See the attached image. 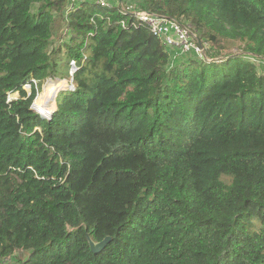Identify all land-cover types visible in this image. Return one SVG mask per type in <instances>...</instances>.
<instances>
[{
	"label": "trees",
	"instance_id": "trees-1",
	"mask_svg": "<svg viewBox=\"0 0 264 264\" xmlns=\"http://www.w3.org/2000/svg\"><path fill=\"white\" fill-rule=\"evenodd\" d=\"M66 3L0 0V264H264V74L247 57L264 61V0H144L243 46L179 61L128 9L80 0L66 19ZM53 77L74 87L44 117Z\"/></svg>",
	"mask_w": 264,
	"mask_h": 264
},
{
	"label": "rangeland",
	"instance_id": "rangeland-1",
	"mask_svg": "<svg viewBox=\"0 0 264 264\" xmlns=\"http://www.w3.org/2000/svg\"><path fill=\"white\" fill-rule=\"evenodd\" d=\"M80 0H67V3H66V13H65V18L68 19V11H69V8H72L73 6L75 5H78L77 3L79 2ZM87 1H96V0H87ZM105 2L108 4V5H113V6H119V7H122V8H125V9H128L129 11L131 12H137L139 10H146L143 8V3H144V0H105ZM103 5V4H101ZM189 25V24H187ZM190 26V25H189ZM62 32V35H55L52 37V41L53 43L56 45H59L61 46L62 49H64V42L68 40L67 38V35H68V29L64 28L62 31H60V33ZM194 34H195V39H192V43L194 45H202L203 47V53L200 55V54H197L194 50H188V51H184L182 52L180 49L178 48H169V52L170 54L172 55V61H179V60H186L187 58H194V57H198V58H206V57H209V58H221L223 56H227V55H230V54H238L240 52H243L241 50L240 47H243L242 44L240 43H236V44H233L232 42H228V41H222L220 42L219 45H212L211 43H208L205 40L204 37L201 36V32L200 31H193ZM223 46V47H222ZM247 57H250L251 60L255 61L256 64H257V69L260 73H263L264 74V61L255 57V56H248ZM60 62H63V59H60ZM71 66H70V71L72 70H75L74 69V66L72 64V62H70ZM33 84H35V80L33 79L32 80ZM63 82V83H62ZM58 83V85H56ZM60 83H62V85H60ZM66 83V84H65ZM50 86L51 85H54V86H57V88L61 89V88H72V86H74V84L72 83L71 80H68V79H58L56 77H53V78H47L45 80V82H43L40 86V88L38 89L37 91V94H36V97L33 101V105H35L36 107H39V106H43V108H46L49 109V110H52V108L55 106V101H54V95L56 93V90H54L51 94V96H49L48 98H45L43 97L42 98V104L39 105L36 103V101H38V99L41 97V94L43 91H45L46 87L47 86ZM49 86V87H50ZM61 86V87H60ZM27 91L30 90V87L29 85H25L24 87ZM46 94V93H45ZM17 96V94H10L9 95V98H15ZM51 103V104H50ZM50 104V105H49ZM41 109V108H40ZM27 252L25 251H22V250H17L15 251L14 255L6 258L1 264H20L18 258H21V259H24L26 258L27 256Z\"/></svg>",
	"mask_w": 264,
	"mask_h": 264
},
{
	"label": "built area",
	"instance_id": "built-area-1",
	"mask_svg": "<svg viewBox=\"0 0 264 264\" xmlns=\"http://www.w3.org/2000/svg\"><path fill=\"white\" fill-rule=\"evenodd\" d=\"M96 1L99 2L100 4L108 5L105 2V0H96ZM133 13L137 20H140L147 25L151 34L156 36L166 49L178 48L182 52L192 49L197 54L201 55L203 53L204 49L202 45H194L191 42L192 39H195V34L191 29V26L187 24H183L178 20H176L175 18L167 17L161 14H156L153 12H149L147 10H139L136 13L135 12ZM71 62L75 69L74 61ZM34 85L36 86V81ZM73 87L74 86H72V88ZM58 90L56 91V93L58 92ZM56 93L54 95V101L56 98ZM32 108L44 117H49L52 112V110L43 108V106L36 107L35 105H33V103H32Z\"/></svg>",
	"mask_w": 264,
	"mask_h": 264
},
{
	"label": "water",
	"instance_id": "water-1",
	"mask_svg": "<svg viewBox=\"0 0 264 264\" xmlns=\"http://www.w3.org/2000/svg\"><path fill=\"white\" fill-rule=\"evenodd\" d=\"M110 240L111 238L109 236L104 237L101 241L96 242V243L89 239V245H90L91 250L96 252V251L101 250Z\"/></svg>",
	"mask_w": 264,
	"mask_h": 264
},
{
	"label": "bare ground",
	"instance_id": "bare-ground-1",
	"mask_svg": "<svg viewBox=\"0 0 264 264\" xmlns=\"http://www.w3.org/2000/svg\"><path fill=\"white\" fill-rule=\"evenodd\" d=\"M63 83V82H62ZM62 83H60V85H62ZM66 84V83H65ZM56 85H58V83L56 84ZM64 85V84H63ZM62 85V86H63ZM49 86H50V84H49ZM49 86H47L46 87V89H45V91H43L42 92V94H41V97L38 99V101H36V103L37 104H39V105H41L42 104V98L43 97H45V98H48L49 96H51V94H52V92L54 91V90H56V89H59V88H57V86H54V85H51L50 87ZM61 87V86H60ZM46 93V94H45ZM51 104V103H50ZM49 104V105H50ZM47 108V107H46Z\"/></svg>",
	"mask_w": 264,
	"mask_h": 264
}]
</instances>
